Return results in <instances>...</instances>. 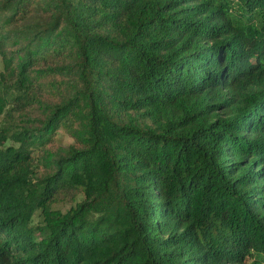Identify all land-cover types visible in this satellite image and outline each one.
I'll list each match as a JSON object with an SVG mask.
<instances>
[{"label":"trees","instance_id":"1","mask_svg":"<svg viewBox=\"0 0 264 264\" xmlns=\"http://www.w3.org/2000/svg\"><path fill=\"white\" fill-rule=\"evenodd\" d=\"M0 58V264H264V0H0Z\"/></svg>","mask_w":264,"mask_h":264},{"label":"rangeland","instance_id":"2","mask_svg":"<svg viewBox=\"0 0 264 264\" xmlns=\"http://www.w3.org/2000/svg\"><path fill=\"white\" fill-rule=\"evenodd\" d=\"M2 67H3V64H2V60H1V58H0V71L2 70ZM64 142H65L66 144H68V143H70V140H69L68 138L65 137Z\"/></svg>","mask_w":264,"mask_h":264}]
</instances>
